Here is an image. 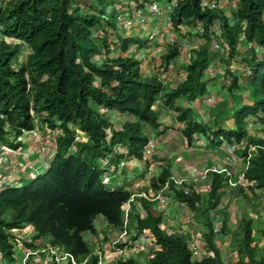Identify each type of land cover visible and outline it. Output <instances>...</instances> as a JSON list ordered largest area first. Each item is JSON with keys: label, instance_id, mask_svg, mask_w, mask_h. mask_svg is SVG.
I'll list each match as a JSON object with an SVG mask.
<instances>
[{"label": "trees", "instance_id": "1", "mask_svg": "<svg viewBox=\"0 0 264 264\" xmlns=\"http://www.w3.org/2000/svg\"><path fill=\"white\" fill-rule=\"evenodd\" d=\"M93 1L84 11L76 0H0V140L12 137L11 146L17 148L20 137L35 127L50 138L55 133L49 166L27 183L0 188V255L6 264L18 261L15 232L21 235L29 224L35 229L32 241L49 238V245L63 248L77 263L87 259L85 264H97L99 255L84 234H97L99 217L122 229V205L132 194L124 187L106 186L102 178L107 169L100 160L109 158L115 166L132 158L143 160L149 130L160 133L163 126V108L178 113L176 120L184 123L182 135L188 142L196 133H211L219 143L242 145L244 182L264 194V138L248 131L250 119L264 111V53L261 59L256 55L257 49L264 51V0H237L231 17L219 6H202L203 0H166L176 2L169 17L175 31L199 24L205 30L197 34L204 44L191 50L186 78L175 88L164 85L157 72L146 74L142 60L129 52L135 42L136 51L145 41L118 32L117 14L106 13L113 0ZM214 27L222 31L228 56L211 50ZM111 36L115 38L110 40ZM179 55L178 46L170 45L161 55L162 69ZM214 55L225 65L239 58L250 72L247 85L261 93L252 106L242 104L234 93L241 90L239 76L226 68L231 98L211 113L220 121L231 117L235 127L229 130H212L192 117L189 106L177 103L182 97L194 102L206 93L203 77ZM231 101L238 106L229 108ZM106 111L124 117L120 127ZM79 132L85 141L77 140ZM206 180L210 187L206 193L186 183L177 187L167 166L151 185L160 191L168 183V190L204 227L206 248L213 255H194L189 235L162 229L163 212L154 201L138 197L142 212H135L133 204L126 225L129 231L136 230L131 240L142 234L151 248L144 262L130 254L119 264H264V245L257 240L264 239V218L242 217L231 229L228 212L219 208L228 176L208 171ZM241 191L249 197L243 187ZM218 234L230 237V255L216 243ZM130 243L127 247L132 248Z\"/></svg>", "mask_w": 264, "mask_h": 264}, {"label": "crops", "instance_id": "2", "mask_svg": "<svg viewBox=\"0 0 264 264\" xmlns=\"http://www.w3.org/2000/svg\"><path fill=\"white\" fill-rule=\"evenodd\" d=\"M150 1L152 0L128 1L127 5L132 11H134V13L139 10L145 11L146 15L142 17L139 16V14L130 17L128 10H126L123 3H120L117 0H113L110 7H112V13L117 15L122 13L128 18L141 19L133 27L121 33L123 36H132L133 38L145 41V45L142 48H139V50L136 49V51L134 47L137 48L138 42H135L134 46H132V50L129 52H135V56L140 60H142V58L138 56V53L144 55V53L149 51L154 54L159 52V56L155 54V57L153 54L154 58L159 61L157 62L156 60L157 68H145L144 65L146 64L142 60L143 71L146 74L157 72L164 85L169 88H175L185 80L186 66L190 62V55L192 54L191 50L202 45L203 38L186 26L180 29V31H175L169 18L171 11L170 8L167 7L168 9L161 14H154L148 10ZM161 7L164 9V6ZM216 29V27L213 28V30ZM153 33L156 35L151 39L150 36ZM183 33L185 35H183ZM175 34L177 36H175ZM145 37H148V40L152 41V43L148 44V40L142 39ZM170 45L178 46L180 55L178 58L170 61L168 68L162 69L160 66L161 55L167 51ZM213 62L212 66L214 67L215 73L213 76L207 77L205 75L203 77L207 84L206 93L190 103H188L184 97L180 99L183 102V106H189L191 108L192 117L196 121L205 124L212 130L233 129L235 125L231 117L220 121L211 113V109H214V107L222 100L225 98L229 100V98H231L230 95L228 96V79L226 78L225 72L227 66L232 64L231 62L227 65L221 63L222 61L219 60V56L217 61ZM230 67L232 68L233 66ZM222 71L224 73L223 75L221 74ZM237 73L239 81L242 83L243 78H241L239 72ZM222 79L225 80V83L220 85V80ZM209 96L214 97L212 103L206 102V98ZM230 104L228 105L229 108L232 107V105L230 107ZM106 112L107 115L109 114L108 117L114 126L120 127L124 117L114 111ZM177 115L178 113L173 109H162L161 122L163 123V126L161 127L160 133L149 130L150 142L145 150L143 160L132 158L119 164V166H115L110 164L109 158H106L104 160L101 159L100 163L107 169L108 174L110 175L107 184L110 189L124 187L131 193L147 192L149 196H157V194L167 196L168 200L164 205H160L157 201H154L155 207L158 210H163L162 212L165 213L167 212V215L163 216V223L160 225L161 228L168 232H181L189 235L190 245L197 244L198 247L201 248V256H203L207 251L203 246L205 244L203 238L204 227L200 222H197L193 213L176 199L171 190L161 189L160 191H153L151 185L152 179L161 172L163 167L169 166L171 178H185L186 181L184 183L192 185V187L198 192L206 193L210 188L205 173L208 169L210 170V168L214 166L219 169L227 168L232 171L234 178L236 179L242 174L243 159L240 156L241 150L239 146H229L225 142L219 143L218 140L212 138L213 136H211V133L208 135L196 133L193 136V140L188 142L182 135V130L185 125L176 120ZM38 133L41 137L47 139L49 145L52 147V137L55 136V133L50 135L51 138L43 131H38ZM35 137L36 136L32 133L21 136L19 139L21 145L17 148L11 146V144H14L12 137L0 140V172L6 171L8 175L11 176V185H19L23 176L31 179L37 174L43 172L49 166L52 155H50V152L42 151ZM85 140L86 138L82 141ZM241 187L244 188L245 193L249 196L248 198L243 197L244 194L241 191ZM134 204L135 212H142L140 203L137 199ZM219 208L228 212V226L233 229L242 217H254L255 219H259L260 217L264 218V194L260 191L253 192L248 189L247 184L242 182L235 187L227 186ZM222 219L221 216L219 217V220L216 219L217 223L215 224L217 229L221 226L220 221ZM96 222L97 233L101 232L99 229L104 231V227L106 226L104 225V218L99 217ZM131 229L133 230V228ZM133 231V233H135V229ZM24 238L27 242L29 241V238L32 239L28 234H26ZM102 239H104L103 235L94 234L89 238V241L95 243L97 240L103 241ZM257 240L260 245H264L263 238L260 239L258 237ZM137 243L140 244L139 242ZM142 243H145L143 242V239ZM216 243L222 248L226 255H230V253H227L231 250L229 246L230 237L228 235L218 234ZM37 244H39V241L33 246H36ZM21 246H23L24 251L28 248L23 245L22 242ZM131 254H133L134 257L139 254L144 257L143 259H140L141 262L145 261L146 254H141V251ZM21 261L22 258L18 257V263L14 264H21ZM0 264H6L2 262L1 255Z\"/></svg>", "mask_w": 264, "mask_h": 264}, {"label": "built area", "instance_id": "3", "mask_svg": "<svg viewBox=\"0 0 264 264\" xmlns=\"http://www.w3.org/2000/svg\"><path fill=\"white\" fill-rule=\"evenodd\" d=\"M175 5H176V2H172L171 7L168 6V8H170V10H171ZM111 8L112 7L109 6V8L106 9V13H112ZM148 10L154 14H161V13L165 12L166 9H163L160 6L158 0H152V1H150L149 5H148ZM139 20H141V19L128 18V17H126L125 14H122V13L118 14L117 15V24L119 26L118 32L122 33L123 31L128 30L129 28L133 27ZM198 31L203 32V28L200 27L198 29ZM155 35L156 34H154V33L151 34L150 38L153 39L155 37ZM215 47L216 48L220 47L219 43H215ZM214 71H215L214 67L212 65H210L207 68L206 76L207 77L213 76V74L215 73ZM213 101H214V97H212V96H209L206 98V102H208V103H212ZM38 131H39L38 127H35L31 131V133H33L34 135H37ZM41 149L43 151L42 147H41ZM253 149H254V147L252 148V150ZM50 152H53L52 154H54L53 150ZM210 170L217 171V172H222V171L225 172L226 175L228 176V186L229 187H235L239 183L244 182L243 172H242V174H240L235 179L232 171L229 169H226V168L219 169V168L214 166V167L210 168ZM109 176L110 175L108 173H105L103 175L102 179L105 183L108 182ZM10 179H12V178H11V176L8 175V173L6 171L0 172V188L2 186L11 185ZM171 179L174 181L176 186H181L186 181L185 178H171ZM163 189L164 190L168 189V183L165 184ZM136 197H143L149 201H157L160 205H164L168 200L167 196H163L161 194H157V196H149L147 192L132 193L130 195L128 201L124 205H122V211L124 213V226L121 229L122 231L120 230L118 237L114 241L113 240L111 241V248L114 251H116V253H117L116 257L112 262L110 260V258L108 256H106L105 254L102 257L100 252L95 251L94 253L99 255V261L97 264H119V260L121 258H126V257L130 256L131 253L128 251L129 248L127 247V245L130 242V239L127 241V236H128L127 233L129 232V229L127 228L126 224H127L128 216L133 210V204L135 203ZM180 203H182L183 205H185L187 207V205L185 203H183V202H180ZM165 215H167V212L166 213L163 212V216H165ZM216 223H217V221H216ZM112 228H114V227H112ZM130 232H131V230H130ZM121 244H123V247L120 246ZM100 247H102V246H100ZM191 250H192V253L196 256H200L202 253L201 248H199L197 244H193L191 246ZM41 254H44V256H45L44 262L46 263V262L50 261V262H52L50 264H85L87 261V259H85L83 263H77L74 256L72 254H70L69 252H66L63 248L58 247V246H51V245H48V244L43 242V243L37 244L35 247L27 248L24 251V257L21 261L22 262L21 264H32L31 262H37L36 258L37 259L39 258L40 262H41L43 260L40 258V256L42 257ZM204 254L209 256V255H213V252H209L207 250Z\"/></svg>", "mask_w": 264, "mask_h": 264}, {"label": "rangeland", "instance_id": "4", "mask_svg": "<svg viewBox=\"0 0 264 264\" xmlns=\"http://www.w3.org/2000/svg\"><path fill=\"white\" fill-rule=\"evenodd\" d=\"M116 1V0H115ZM117 1H119L120 3H123V5H124V7H126V10H128V13H129V15H130V17L133 15H138L139 14V16H145L146 14H145V11L144 10H139V11H137V12H135L134 13V11H132L129 7H128V5H127V3H128V1L129 0H117ZM236 2L237 0H225V1H222V2H220L219 4H220V6L222 5V7H225V10L226 11H230V4L232 3V2ZM76 2H79L80 3V5H81V7H82V10H84V11H86V10H88L89 8H91L90 6H92L95 2L93 1V0H76ZM158 2H159V4H160V6H164V9H167V7L168 6H170L171 7V4L168 2V1H166V0H158ZM229 3V5H227ZM109 8V7H108ZM134 13V14H133ZM183 35H185L184 33H183ZM114 36V35H113ZM175 36H177L176 34H175ZM115 37H110L109 39L110 40H112V39H114ZM142 39H144V40H148V37H145V38H142ZM202 41H203V43H204V40L202 39ZM150 43H152V41H150V40H148V44H150ZM153 44H155V43H153ZM244 46H245V44H243ZM244 46H242V47H244ZM149 47V46H148ZM241 47V48H242ZM132 48L133 47H131L130 48V51L132 50ZM147 52V51H146ZM241 52V51H240ZM138 53V52H137ZM264 53V51H262V50H257V55L261 58L262 57V54ZM153 54L154 53H151L150 51L149 52H147V53H144V55H141L140 53H138V56L140 57V58H142V60H143V62L146 64V65H144L145 66V68H147V67H149V69H152L153 67H155V69L157 68V65H156V58H154V56L156 57V55L157 56H159V52H157V53H155L154 54V56H153ZM242 55H244V54H242ZM215 57H214V61H217V59H218V56L217 55H214ZM152 58V59H151ZM157 62H159L158 60H157ZM223 62H226V61H223ZM233 70V73L235 72V73H237V72H240V74H242L241 75V78L243 77L244 78V74H247V71H246V69L244 68V65H242V66H239V69L238 68H233L232 69ZM221 74L223 75L224 73H223V71L221 72ZM225 76V75H224ZM228 81V80H227ZM229 82V81H228ZM225 83V80L224 79H222V80H220V85L221 84H224ZM223 86V85H222ZM246 95H245V91H237V90H234V93L235 94H240V95H242L244 98H245V96H246V98L248 99V101H244L245 103H247V102H250L251 104H255V102L256 101H258L259 100V98L261 97L260 96V90H257V89H255L252 85H250V87L249 86H247L246 87ZM254 91L256 92V94L254 93ZM227 93V92H226ZM225 93V94H226ZM228 96H229V94H228ZM230 99V98H229ZM223 101V100H222ZM221 101V102H222ZM177 103L180 105H183V102H182V100L181 99H178L177 100ZM231 104H230V106L232 105V106H238V102H230ZM229 107V106H228ZM228 111L230 112V110L228 109ZM109 115V114H108ZM259 124H257V126H252V128H257V127H262V122H258ZM263 128V127H262ZM33 134V133H32ZM34 135V134H33ZM34 136H36L35 138L37 139V142L39 143V145H40V147H42L43 148V152H50V151H52L53 150V148L49 145V143H48V141H47V139H45V138H43V137H41L40 135H39V133H37V135H34ZM85 137V134H83V133H81L80 134V132L78 133V136H77V140H80V141H82V140H84L83 138ZM240 148V147H239ZM240 150H242L241 148H240ZM53 152H50V155H54V154H52ZM101 162V161H100ZM33 179V178H32ZM28 181H30V179L29 178H26L25 176H23V178L21 179V182L22 183H27ZM112 186V185H111ZM113 187V186H112ZM264 212V211H263ZM263 215H264V213H263ZM264 217V216H263ZM255 219V218H254ZM97 221V220H96ZM97 223V222H96ZM99 225V224H98ZM104 225H106V222H104ZM256 225H257V223H256ZM135 227V226H134ZM104 231L102 230V229H99L101 232H103V233H97L98 235H103V238L104 239H102L103 240V242L101 243V244H98V245H96V243H95V245L93 244V242H91V241H88L87 239H88V237L90 236V235H92V234H90V233H85L84 234V237L86 238V240L89 242V245H90V248H91V250L93 251V250H95V251H98V252H100V254H101V256L103 257L104 256V254L106 255V256H108L109 258H110V260L113 262V260L115 259V257H116V251H114L112 248H111V241L113 240H115L117 237H118V235H119V233H120V230L121 229H118L117 227L115 228H112V226H110V227H104ZM133 230H134V228H133ZM132 229H131V232L129 231L127 234H128V236H127V241L132 237V234H134ZM105 231H107V234H106V232ZM122 231V230H121ZM15 233H17L16 235L18 236V240H15L14 241V245H15V252H16V256H17V258L18 257H21L22 259H23V257H24V249H23V246H21V242L23 243V245H25L26 247H30L28 244H30V243H32L33 241H32V239H29V241L27 242V241H25V238H24V236L26 235V234H28V235H30V237H32V235H34L35 234V229H34V227L31 225V224H29V225H26V227L24 228V230L22 231V233H21V235L19 234V232H15ZM107 235V236H106ZM255 236H256V238H257V234H255ZM97 237V236H96ZM106 237V238H105ZM143 239V242H145V240H144V236L142 235V234H139V235H137V237L135 238V240H132V241H130L129 243L130 244H132V248L130 249V246H128V248H129V252L130 253H137V251H144V252H142V254H146V252L147 251H149L150 250V248H151V244H146V242L145 243H142V239ZM43 241H44V243H46V244H48L49 245V242H50V240H49V238H44L43 239ZM105 241H108V242H105ZM137 242H139L140 244H138ZM192 242H193V240H192ZM28 243V244H27ZM137 244V245H136ZM100 246H102V247H100ZM205 248H206V244H204L203 245ZM207 249V248H206ZM208 250V249H207ZM228 250V249H227ZM227 253H231V250H229ZM140 255L138 254V257H139ZM40 258L41 259H43L41 262H40V259L38 258H36V260H37V262H31L32 264H50V263H52V262H44V258H45V256H40ZM144 257H140L139 258V260L140 259H143ZM49 259V258H48ZM139 262H141V260L139 261ZM16 263H18V261L16 262ZM142 263V262H141Z\"/></svg>", "mask_w": 264, "mask_h": 264}, {"label": "clouds", "instance_id": "5", "mask_svg": "<svg viewBox=\"0 0 264 264\" xmlns=\"http://www.w3.org/2000/svg\"><path fill=\"white\" fill-rule=\"evenodd\" d=\"M222 1H225V0H219V1H217V0H203L202 1V6H206V7H209V8H215V7H217V6H219V7H221V8H223L224 10H225V7H222V5L220 6V2H222ZM172 3V2H171ZM170 3V4H171ZM235 4H236V2L234 1V2H232L231 4H230V11H227V13L228 14H230V17H231V11H232V6H235ZM227 5H229V3L227 4ZM110 6V5H109ZM175 7V6H174ZM173 7V8H174ZM172 8V9H173ZM172 9H171V11H172ZM170 11V12H171ZM226 11V10H225ZM184 26H181V28L180 29H182ZM186 27H188V26H186ZM200 27H202L203 28V26L201 25V24H199L198 26H196V27H189L192 31H194L196 34H203L204 32H205V30H204V28H203V32H200V31H198V29L200 28ZM215 31V34H212V38H211V44H210V46H211V50L214 52V53H217V54H220V55H224V56H228V54H229V51L226 49V45H225V40L222 38V31H221V29H219V28H217L216 30H214ZM202 38V37H201ZM205 42V41H204ZM215 43H219V46L220 47H218V48H216L215 47ZM204 44V43H203ZM240 47H242V44L240 45ZM257 50H259L260 51V49H257ZM257 50H256V55H257ZM263 55V54H262ZM258 56V55H257ZM259 57V56H258ZM238 60H240L239 58H237ZM259 59H261L260 57H259ZM238 60H236V59H230L229 61H228V63H230L231 62V64L232 65H229V66H227V68H229L230 70H231V72H233V68H238L239 69V66H242V65H244V68L246 69V71H247V74H244L245 76H244V78H243V82L242 83H240L241 84V90L240 91H245V95H246V87L248 86L247 84H249L248 83V81H249V71H248V69L246 68V66H245V64H243L241 61H238ZM214 62H212L210 65H212ZM221 63H223V62H221ZM227 63V64H228ZM226 64V65H227ZM209 65V66H210ZM208 66V67H209ZM216 66V65H215ZM230 66H233L232 68L230 67ZM207 67V68H208ZM206 71H207V69H206ZM206 71H205V74H204V76L206 75ZM238 73H236V75H237ZM239 74H240V72H239ZM242 74H240V76H241ZM238 95H240V94H238ZM241 96V98H242V100H241V102H242V104H247V105H250V106H252L253 104H251L250 102H247V103H245L244 101H248V99L246 98V96H245V98L242 96V95H240ZM232 102V101H231ZM258 122H262L263 124H262V127H257V128H252V126H257V124H259ZM248 131H249V133L251 134V135H255V136H258V137H262V138H264V111H260L259 112V114H258V117H255V118H251L250 119V121L248 122ZM228 145V144H227ZM236 146H240V145H236ZM240 148H243L242 147V145L240 146ZM253 148V147H252ZM252 148H251V151H252ZM254 149H255V147H254ZM253 149V150H254ZM250 156V155H249ZM249 158V157H248ZM227 169V168H226ZM245 170V167H244V161H243V170H242V172ZM208 171H212V170H208ZM207 171V172H208ZM206 172V173H207ZM215 172H217V171H215ZM223 172V171H222ZM105 173H108V171L107 172H105ZM104 173V174H105ZM110 177V176H109ZM110 179V178H109ZM109 179H108V181H109ZM104 182V181H103ZM105 183V182H104ZM243 183H245V182H243ZM106 184V186H107V184H108V182L107 183H105ZM228 186V185H227ZM108 187V186H107ZM255 192V191H254ZM138 197H136V199H137ZM106 228L107 227H110L109 225H106L105 226ZM131 230V229H130ZM106 234H107V231H106ZM92 235H90L89 237H88V241H89V238L91 237ZM29 239H31V238H29ZM135 240V239H134ZM37 241H39V243H43L44 241H43V239H38ZM37 241H33L32 242V244L33 245H35V243L37 242ZM130 241H132L131 240V238H130ZM91 242H93V241H91ZM103 241H100V240H97V241H95V243H96V245H98V244H100V243H102ZM95 243L93 242V244L95 245ZM31 246V247H35V246ZM59 247V246H58ZM28 248H30V247H28ZM95 252V250H93V253ZM42 256H44V254H41Z\"/></svg>", "mask_w": 264, "mask_h": 264}]
</instances>
